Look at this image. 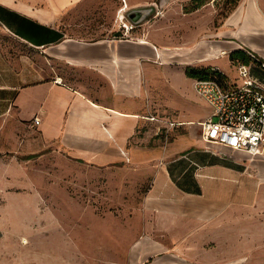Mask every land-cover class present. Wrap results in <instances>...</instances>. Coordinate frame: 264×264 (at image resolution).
Instances as JSON below:
<instances>
[{"label":"crops","instance_id":"crops-1","mask_svg":"<svg viewBox=\"0 0 264 264\" xmlns=\"http://www.w3.org/2000/svg\"><path fill=\"white\" fill-rule=\"evenodd\" d=\"M77 1L0 0V196L30 187L23 161L51 147L107 168L123 165L127 153L151 176L145 225L151 233L143 244L158 257L149 254V263L247 264L248 246L256 245L250 231L264 218V145L253 154L206 139L204 128L195 133L188 118L211 108L203 113L192 99L191 109L173 116L181 131L172 141L152 143L140 124L160 121L167 130L171 124L151 111L156 78L162 68L173 70L171 58L227 73L218 60L243 49L257 57L250 72L264 83V0H241L218 26L211 6L186 13L192 24L177 23L175 42L168 21L178 9H171L159 24L163 43L147 25L132 38L74 36Z\"/></svg>","mask_w":264,"mask_h":264},{"label":"rangeland","instance_id":"rangeland-1","mask_svg":"<svg viewBox=\"0 0 264 264\" xmlns=\"http://www.w3.org/2000/svg\"><path fill=\"white\" fill-rule=\"evenodd\" d=\"M160 1L78 0L71 10V34L93 39L121 32L132 38L143 34L147 25L160 39L157 42L163 43L160 21L169 10L178 9L174 19L168 21L173 31L168 37L175 42L181 38L176 32L177 23L192 24L186 13L211 6L218 26L236 8L233 3L241 0ZM201 1L205 2L191 9ZM152 2L159 5V10L143 23L134 25L125 16L126 9ZM187 36L190 38L191 33ZM218 61L232 81L243 82L239 68L230 63L228 55ZM167 64L173 70L168 73L162 68L164 74L156 78L159 84L153 86L151 111L161 119L168 115L171 124L168 130L160 121L140 124L146 125L152 143L157 144L172 141L180 133L177 125L173 127V116L187 111L191 99L199 111L209 109V104L192 88L191 78L181 75V68L186 71L189 64L179 58H171ZM207 114L188 118L195 133L201 134ZM88 160H78L65 149L51 147L23 161L26 173L33 178L32 185L27 187L26 183L12 189L9 196H0V264H152L147 259L158 257L143 244L145 232L151 233L145 229L151 176L142 167H133L127 153L120 162L123 165L114 168L100 167ZM12 211L14 221L10 217ZM261 227L250 231L256 245L248 246L247 264H264V218ZM153 233L156 238L165 239L160 231L152 230Z\"/></svg>","mask_w":264,"mask_h":264},{"label":"built area","instance_id":"built-area-1","mask_svg":"<svg viewBox=\"0 0 264 264\" xmlns=\"http://www.w3.org/2000/svg\"><path fill=\"white\" fill-rule=\"evenodd\" d=\"M238 68L244 78L240 84L223 86L213 78H195L194 89L211 108L203 121L204 137L254 154L264 145V83L248 64Z\"/></svg>","mask_w":264,"mask_h":264},{"label":"trees","instance_id":"trees-1","mask_svg":"<svg viewBox=\"0 0 264 264\" xmlns=\"http://www.w3.org/2000/svg\"><path fill=\"white\" fill-rule=\"evenodd\" d=\"M198 0H193V2ZM234 1V0H233ZM205 1H201V3H197L193 5L191 9H195L199 7L200 4L204 3ZM234 7L238 5V2L233 3ZM229 58L231 63L234 64L235 67H239L241 64H248L250 59H257V57L252 54L248 53L243 49H234L229 53ZM186 72L189 76L194 78H213L216 79L221 85L228 86L230 84H234L236 82L232 81L227 73L223 70L214 67L212 65L208 66H188Z\"/></svg>","mask_w":264,"mask_h":264},{"label":"water","instance_id":"water-1","mask_svg":"<svg viewBox=\"0 0 264 264\" xmlns=\"http://www.w3.org/2000/svg\"><path fill=\"white\" fill-rule=\"evenodd\" d=\"M160 2L162 4L163 0ZM158 10H159V5L155 2H152L148 4L137 5L126 9L125 16L129 19V21L132 24L138 25L148 20Z\"/></svg>","mask_w":264,"mask_h":264}]
</instances>
